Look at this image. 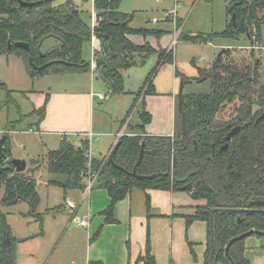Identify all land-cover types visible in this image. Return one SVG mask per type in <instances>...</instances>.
Here are the masks:
<instances>
[{"label": "trees", "instance_id": "16d2710c", "mask_svg": "<svg viewBox=\"0 0 264 264\" xmlns=\"http://www.w3.org/2000/svg\"><path fill=\"white\" fill-rule=\"evenodd\" d=\"M24 1L35 3L22 6L19 0H0V54L15 52L21 55L25 59L27 72L34 79L50 72L90 71L92 62L85 60L83 49L95 37L101 42L100 49L95 51L96 71L115 93H122L124 71L145 63L152 54L157 55L155 66L148 72L127 116L122 120L123 124L137 105L140 122L135 127L140 132L121 135L120 145L113 156L114 162L122 168L109 162V154L101 158L93 157L89 161L88 138L82 139L80 143L63 138L58 148L47 153L46 168L51 176L48 184L61 186L67 192L85 187L87 176L96 173L95 186L107 189L111 196V203L103 212L107 222L117 221L114 216L116 203L135 187L145 191L185 190L196 201H204L193 205L194 212L185 215L187 225L195 220L208 223V246L203 264H232L229 256L236 264H248L245 256L247 237L235 240L230 245L229 255L226 248L234 237L250 230H254L252 235L264 238L259 233L264 231V205L250 206L254 200H264V84L259 72L260 60L256 57L254 66L246 64L244 68H235L233 62L223 57L230 54V48L225 49L215 74L212 73V67L198 68L202 77L196 78H210L211 89L184 93L187 133L184 134L183 129L179 130L177 126L173 136L149 134L146 125L152 121V114L147 109L146 95L157 93L154 77L162 64L175 63L174 49L168 51L159 47L156 50L148 41L137 44L128 35L161 37L166 31L132 27L130 23L134 14L120 10L122 0H94L96 14H100L94 26L91 25V14L90 19H86L84 10L73 0ZM263 7L264 0H242L237 3L228 10L236 14L235 20L232 18L221 34L237 38L246 33L253 47L259 41L260 27L264 22V17L259 16V10ZM179 37L194 42H206L211 38L210 35L191 36L184 32ZM48 38L56 39L57 44L43 52L42 44ZM9 41L13 44L27 42L30 49L15 46L9 49ZM30 58L37 65L51 60L54 62L39 72L33 69ZM182 80L186 82L190 79L183 75ZM0 87L7 88L6 84H0ZM47 99L32 111L40 120L45 116ZM10 104L17 105L19 118L7 122L3 140L5 155L0 160V264H16L17 239L12 234L8 213L3 207L25 201L34 214L41 200L37 179L32 174L36 168H33V172L31 168L17 172L12 163L10 132L16 130L26 114L22 113L12 91L8 89L5 105ZM228 106L232 109L229 115L218 117ZM179 117V120L182 119L180 114ZM236 125L243 127L227 140L228 132ZM143 142V157L137 165ZM225 144L228 146L221 149ZM168 149L172 150L171 168L168 166ZM136 165L139 174L155 173L157 176L141 179L131 175L129 172ZM201 166L203 178L199 171ZM147 198L149 204L148 193ZM218 203L233 206L235 210L220 208L212 211L218 207ZM39 215L38 220L43 221L44 214ZM212 233L214 238L211 245ZM8 237L12 244L5 242ZM190 245L196 260L191 242ZM139 260L145 264H156L149 237Z\"/></svg>", "mask_w": 264, "mask_h": 264}, {"label": "rangeland", "instance_id": "374dc122", "mask_svg": "<svg viewBox=\"0 0 264 264\" xmlns=\"http://www.w3.org/2000/svg\"><path fill=\"white\" fill-rule=\"evenodd\" d=\"M57 1L63 2L65 0ZM73 1L84 10V17L86 19H90L89 15L91 14L92 25L94 18L93 0ZM232 3V0H122L120 10L134 14L132 20L134 26H151L156 29L167 28V31H170L164 33L161 38L156 36V47H161L159 46L161 44L163 48L167 47L168 51L172 48L175 55V63L164 64L160 72L159 79H161L162 84H158V86L161 89H165V91L168 89V82L164 78L168 76V71L170 72L169 76L171 80L176 74V68L182 75H196L199 67H204L206 64H211L206 68L212 67V62L216 59L218 53L227 48H230V54L223 55V57H226L230 63L233 62L235 68H244L246 64L254 66L253 62L257 57V60H260L259 72L261 74V81L264 84V22L260 27L259 41L254 43L253 47V42L246 33L241 34L237 38L222 35L221 32L233 18L232 14L228 11ZM171 10H176L177 12L178 20L176 26L172 21L163 19L165 13ZM259 16L264 17V7L259 10ZM154 17H158L160 20L154 22L152 21ZM176 28L179 34L184 32L191 36L195 34L210 35L211 38L206 42H194L179 37L175 46H172V41L177 33ZM56 42V39L48 38L42 44L41 51H49L57 44ZM93 51L92 42H87L83 49V57L85 59H92ZM156 62L157 55L152 54L145 63L125 70L124 92L115 93L112 87L103 81L101 76H97L96 72H93V69L90 71L93 72L92 75L98 83L96 88H89L91 81L84 72H50L34 79L26 71L25 59L21 55L15 52L0 54V82L6 84L7 88L12 91V95L21 107L22 113L26 114V117L21 119L16 127L19 132H10L11 147L17 158L27 160V169L31 168L33 172V168H36V171L32 174L37 179V183L38 181L40 182L37 189L41 200L34 214L30 212V206L25 201L3 207L8 213L12 234L17 239L16 264H75V261L82 264L88 245L87 229L80 226L75 219L71 221L70 212L72 213L73 209L67 207V211L63 212V208L61 207L64 203L66 204L67 198L79 201L80 197L70 192L66 195L61 186L43 182H48L51 177L46 168L48 163L46 153L49 150L58 148L60 143L58 136L53 137L41 134L37 128L35 114L30 113L35 108L34 102L40 99V95L38 96V94L43 91L49 93L53 90L65 88L106 93V98L100 99L96 97L94 111V124L96 131L98 130L94 134L100 141L95 143L97 144L96 148L93 145L92 152L93 155H99L100 152H103V150L100 151L99 147L102 146L103 149V144L106 145L108 141V137L104 136L103 131L110 132L112 130L114 132L121 123V120L127 116V112L132 106L137 91L142 87L145 77L155 66ZM191 79V81L188 80L186 82L184 93L205 92L211 89L210 78L198 79L195 77ZM182 81L181 75L178 74L177 95L179 94ZM78 83L82 85L81 87L84 86L85 88H74V86L79 85ZM7 88L0 87V142L7 122L19 118L16 104L5 105ZM28 94L32 95L31 99L28 97ZM165 96H173V89L171 92L160 94L159 97H155L154 99L153 97H148L150 98L148 104L151 106L153 113V120L149 130L155 135L169 136L174 133V129L176 128L174 113L172 115L166 106L163 105L162 100ZM136 108L137 105L122 124L124 133L140 132L135 127L136 123L140 122ZM231 111V107L228 106L218 117H227ZM179 114L177 96V126L180 130L182 128V119L179 120ZM72 140L78 143L76 142L77 139L72 138ZM135 190L140 189L136 188ZM186 194L189 196L188 193ZM189 199L190 201L192 200L190 196ZM199 202L203 203L204 201ZM88 203L89 200L84 202L81 213ZM190 210L192 209H188L187 213H192ZM39 214H44L43 221L38 220ZM69 222L71 226H68L70 228H66V223ZM43 230L45 234L38 236L37 234ZM258 238L264 240L262 237ZM181 242L183 244V240ZM193 242L195 254L202 263L204 247H202L203 245L199 240ZM263 245L264 241L262 242V248L264 247ZM193 257L192 255V263H194Z\"/></svg>", "mask_w": 264, "mask_h": 264}, {"label": "crops", "instance_id": "0c3cea01", "mask_svg": "<svg viewBox=\"0 0 264 264\" xmlns=\"http://www.w3.org/2000/svg\"><path fill=\"white\" fill-rule=\"evenodd\" d=\"M93 13L94 16H96L97 12L95 8ZM93 21L92 26L94 25ZM130 25L138 28L134 26L132 22ZM140 27L152 28L151 26ZM163 30L170 32L167 31V28ZM128 36L137 44H143L145 41H148L153 47L159 48L156 47L157 38L155 35H148L145 37L140 34H130ZM91 42L94 50L93 57L92 59H85L90 61L95 59V51L99 50L101 47L98 38H93ZM159 46L163 48L161 44ZM164 48L167 49V47ZM201 60L203 59L201 58ZM164 64L160 66L153 80L157 93L146 95L147 109L152 114L153 120L152 108L148 104L150 98L148 97L150 96L154 99L155 97H159L160 94L171 92L173 89V96H165L162 102L172 115L174 113V121L177 128V75L179 74L182 77L185 74L182 75L176 68V74L171 80L169 76L170 72L168 71V76L164 77L165 81L168 82V89L165 91V89L163 90L158 86V84H162L159 77ZM209 65L211 64H206L204 68ZM93 67L94 66H92L91 70L93 69V72H96V75L99 76L96 71V66ZM177 71L180 73H177ZM93 72H84L91 81L89 88L97 87L98 82L92 75ZM199 75L198 72L196 75L192 74L185 76L189 77V81H191V78H195ZM78 84L79 85L74 86V88H85L84 86L81 87L82 85L80 83ZM39 95L40 99L34 102L36 108L43 105L46 98H48V101L46 103L45 116L40 120L38 115H34L36 117L37 128L41 134L53 137L58 136L59 143L61 142L62 136L70 140L75 138L77 139L76 142L80 143L82 139H89L88 134L92 132L93 137L89 139L92 156L101 158L111 152L120 136L124 134L122 120L125 117L121 120V123L114 132L112 130L110 132L103 131L104 136L108 137V141L106 140V145L103 144V149L102 146L99 147L100 151L103 150V152H100L99 155H93V145H95L96 148L97 144L95 143L100 141L94 134V132H98L94 124L96 97H98L96 96L97 93L85 89L65 88L62 90H53L49 93L43 91L39 93L38 96ZM28 97L31 99L32 95L28 94ZM32 111L30 113H32ZM151 122L146 125V131L149 134H153L149 130ZM176 128L174 129V133ZM18 132V129L12 131V133ZM174 133L171 136H173ZM46 145H48V143H46ZM14 157L17 156L14 155L13 152V158ZM43 182L48 183L46 181ZM38 183L40 182L38 181ZM136 188L137 187L133 188L123 199L116 203L114 216L117 221L115 222H107L106 215L103 213L111 203V196L107 189L94 186L90 191L83 187L73 188L66 192V195L70 192L80 197L79 201L68 198L76 203V207L72 208V213L70 212L71 221L76 218L87 219L89 221L87 226H82L87 229L88 241L86 255L82 264H97L95 262H98V264H145L143 260H139V256L145 252L148 237L150 238L151 252L155 256L156 264L192 263L191 256L193 253L190 242L194 246L193 241L197 240L201 241L200 243L203 245L202 247H204L203 261L201 263L196 256V260L193 257L194 263L192 264H203L204 255L208 246V223L204 220H195L190 225H187L185 217L186 214H191V212L187 213L188 209H192L190 211H192V213L194 212L193 205L198 201L193 199L189 192L181 189H148L145 191L141 188H137L140 190H135ZM147 193L149 195V204ZM184 193H188L192 200L190 201L189 196ZM86 200H89V203L81 213L83 204ZM67 207H69L67 203H64L62 206L63 212L67 211ZM68 226H71L70 222L66 223V228H70ZM44 234L45 231L43 230L42 233L37 235L43 236ZM182 240L183 244L181 242ZM263 241L264 240L254 235H250L246 238L245 256L249 261L248 264H264V247H261ZM75 264L79 263L75 261Z\"/></svg>", "mask_w": 264, "mask_h": 264}, {"label": "water", "instance_id": "95a60500", "mask_svg": "<svg viewBox=\"0 0 264 264\" xmlns=\"http://www.w3.org/2000/svg\"><path fill=\"white\" fill-rule=\"evenodd\" d=\"M52 1H55V0H52ZM20 4L23 6V5H26V6H31L33 5L35 2H26L24 0H19ZM242 0H235L231 6H230V10L237 4V3H241ZM232 17H233V20H235V17H236V14L233 13L232 14ZM96 18L97 20H99L100 18V14H96ZM15 46V47H19V48H23V49H26V50H29L30 49V45L29 43L27 42H21V41H18V42H15L14 44L9 41L8 43V48L9 49H12V47ZM225 52V49L221 50L216 59L212 62V73L215 74L216 70H217V64L218 62L220 61L223 53ZM54 61L51 60V61H48L42 65H37L34 63L33 59L30 58V63L31 65L33 66V69L36 70V71H39V72H43V70L49 66L50 64H52ZM187 82V81H186ZM185 81H182L181 83V86H180V89H179V94H178V111L179 113L181 114L182 116V129H183V133H187V116H186V113L184 111V108H183V101H184V86L186 84ZM1 85H3L4 83L3 82H0ZM261 117L258 118V120L260 119ZM247 125V124H245ZM243 126L241 125H237L235 126L234 128H232V130L227 134V137L226 139L227 140H230L234 135H236L237 133H239L240 129L242 128ZM5 139V135H3L2 139H1V142H0V160L4 158V152H3V140ZM120 145V140H118L116 142V144L114 145L113 149L111 150V152L109 153V162H111L112 164L116 165L117 167L119 168H122L121 166L117 165L114 160H113V156L114 154L116 153L118 147ZM143 146H144V142L142 143V150H141V153H140V156H139V159H138V162H137V165L140 163V161L142 160V157H143ZM228 146V144H225L224 146H222L221 149H225L226 147ZM12 163L15 165L16 167V171L17 172H23L27 169V165H28V162L26 159L24 158H12ZM137 165L134 167V169L132 171H130L129 173L135 177H138V178H141V179H150V178H153V177H156L157 174H150V175H141L137 172ZM168 166L169 168L172 167V150L171 149H168ZM200 173H201V176L203 178V166L200 167L199 169ZM168 172H166L167 174ZM188 186V185H187ZM213 198L214 200H216V197H215V194H213ZM252 205H264V200H254L250 203V206ZM220 208H227V209H230V210H235V208L233 206H230V205H227V204H219L218 203V207L217 208H214L212 211H215V210H218ZM213 222V221H212ZM254 233V230H250V231H247V232H244L236 237H234L229 245L227 246L226 248V251H227V254L229 255V248H230V245L235 241V240H238V239H242V238H245V237H248L250 235H252ZM260 234H263L264 235V231L262 232H259ZM213 238H214V234L212 233L211 235V245L213 243ZM7 243L8 244H12V240L10 237L7 238ZM229 258L231 259V262L232 264H236L235 261L233 260V258L231 256H229Z\"/></svg>", "mask_w": 264, "mask_h": 264}, {"label": "built area", "instance_id": "2783aa9c", "mask_svg": "<svg viewBox=\"0 0 264 264\" xmlns=\"http://www.w3.org/2000/svg\"><path fill=\"white\" fill-rule=\"evenodd\" d=\"M163 19L172 21L175 24V26H176L177 25V20H178V16H177L176 10H171L169 12H166ZM152 20L154 22H157V21L160 20V18L154 17ZM93 22L95 24V16H94V21ZM176 31H177V33H176V36L174 37V39L172 41V46H175V44L178 41L179 35H180L177 28H176ZM93 38H95V37H93ZM92 65L95 67V59L92 60ZM96 96H98V98H100V99H103V98H106L107 94H105V93H97ZM88 137H89V139H91L93 137V133L90 132L88 134ZM63 138H65V137L62 136V139ZM87 156L89 158V161H92L93 156H92L90 147H89V149L87 151ZM96 181H97V174L96 173H92L90 176H87V182H86V185H85V189L90 191L95 186ZM66 203H67V205L70 208H75L76 207V203L73 200H70V199L67 198ZM75 220L80 226H87L89 224V221L87 219L76 218Z\"/></svg>", "mask_w": 264, "mask_h": 264}, {"label": "flooded vegetation", "instance_id": "af4514ba", "mask_svg": "<svg viewBox=\"0 0 264 264\" xmlns=\"http://www.w3.org/2000/svg\"><path fill=\"white\" fill-rule=\"evenodd\" d=\"M236 126H237V125H236ZM234 127H235V126H234ZM234 127H233V128H234ZM231 130H232V129H231ZM231 130H230V131H231ZM230 131H229V132H230ZM229 132H228V133H229ZM5 242L7 243V239L5 240ZM7 244H8V243H7Z\"/></svg>", "mask_w": 264, "mask_h": 264}]
</instances>
